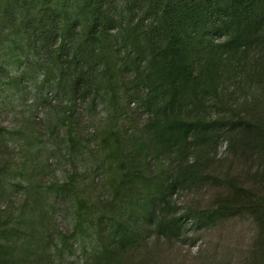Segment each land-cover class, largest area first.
Returning <instances> with one entry per match:
<instances>
[{"label":"rangeland","instance_id":"1","mask_svg":"<svg viewBox=\"0 0 264 264\" xmlns=\"http://www.w3.org/2000/svg\"><path fill=\"white\" fill-rule=\"evenodd\" d=\"M55 1L0 10V264H264V47L224 52L227 37L215 32L213 88L198 113L231 120L229 132L163 148L144 105V52L127 59L114 31L138 28L139 4L121 12L112 0L103 55L88 50L85 61L76 13L61 49L43 20L36 33L23 23L24 13L49 19ZM79 72L89 86L66 104L67 79ZM190 106L176 115L190 117ZM172 217L178 226L160 231ZM117 231L127 232L122 244Z\"/></svg>","mask_w":264,"mask_h":264},{"label":"trees","instance_id":"2","mask_svg":"<svg viewBox=\"0 0 264 264\" xmlns=\"http://www.w3.org/2000/svg\"><path fill=\"white\" fill-rule=\"evenodd\" d=\"M19 1L0 0V10L2 13L12 11L10 7L16 6ZM110 1L57 0L53 6L56 9L49 19L40 15L35 21L32 15L24 13L23 23L29 24L26 22L28 17L29 27L36 33L35 25L43 20V25H49L45 30L48 32L46 37L54 35L56 40L59 39L58 49H61L65 47V32L71 27L74 29L73 25L66 23V19L70 13H76L75 16L81 20L77 33L82 35L80 47L78 44L76 50L85 52L80 55L86 61L88 50L97 57L103 55L102 39L114 29L112 26L116 21L110 12ZM64 3L68 4L67 8ZM135 3L139 4L140 10V18L135 23L138 28H129V23L121 22L116 24L114 31L122 35L127 59L144 52L141 60L147 83L144 84L147 90L144 105L151 113L149 130L155 136L156 143L163 148L185 151L184 146L220 139L229 132L228 123L231 120L226 121L221 117L205 120L198 113L200 94L205 96L213 88V66L216 67V57L220 54L215 55L210 49L211 37L218 30L225 33L227 38L219 45L224 52L246 49L255 44L264 47V0H119L121 12L132 9ZM76 55L75 51L73 59ZM50 62L45 57L43 64L48 66ZM62 66L60 73L65 70ZM53 69L51 67L48 71ZM48 71L42 69L41 84L48 83ZM82 77L81 72L69 75L68 91L72 98L66 100V104H71L79 90L82 97L85 95L84 89L89 82L81 85ZM55 82L59 85L60 80ZM186 101L190 102L189 111L192 113L190 117L187 114L179 117L176 113ZM67 112H70V108ZM122 171V177L126 179L128 172ZM157 194L160 196L157 204L160 205L164 194L158 192V187ZM177 226L176 217L164 218L159 224L160 231L165 233ZM126 233L114 232L116 242L122 244ZM114 251H110L109 255L113 256Z\"/></svg>","mask_w":264,"mask_h":264}]
</instances>
